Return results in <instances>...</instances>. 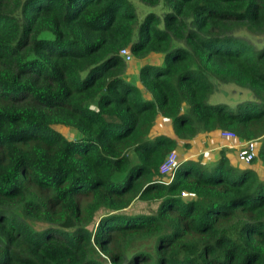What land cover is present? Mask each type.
I'll use <instances>...</instances> for the list:
<instances>
[{
	"label": "trees",
	"instance_id": "1",
	"mask_svg": "<svg viewBox=\"0 0 264 264\" xmlns=\"http://www.w3.org/2000/svg\"><path fill=\"white\" fill-rule=\"evenodd\" d=\"M136 1L0 0V264H264V145L161 173L198 134L264 142V0Z\"/></svg>",
	"mask_w": 264,
	"mask_h": 264
},
{
	"label": "crops",
	"instance_id": "2",
	"mask_svg": "<svg viewBox=\"0 0 264 264\" xmlns=\"http://www.w3.org/2000/svg\"><path fill=\"white\" fill-rule=\"evenodd\" d=\"M149 99V96H146ZM161 119V118H160ZM166 129L167 135L172 138L174 134L169 125L164 124V130ZM240 143L237 141H230L220 137V132H214L210 134H198L196 137L187 141H180L176 149L177 156L179 160H194L200 161L202 164H210L216 161L221 153H224L228 158L229 162L233 165L234 162H237V152ZM184 144H188V147H184ZM183 151L181 153V151ZM236 164V163H235ZM256 170V166L253 167ZM259 175L264 174V169L262 172L260 168L257 169ZM264 176V175H263ZM262 176V177H263Z\"/></svg>",
	"mask_w": 264,
	"mask_h": 264
},
{
	"label": "rangeland",
	"instance_id": "3",
	"mask_svg": "<svg viewBox=\"0 0 264 264\" xmlns=\"http://www.w3.org/2000/svg\"><path fill=\"white\" fill-rule=\"evenodd\" d=\"M133 1H134L135 5L137 7L138 12L148 13L149 11H151L150 8L138 3L136 0H133ZM144 61L148 62V63H151V64H155L156 62L158 63V62L161 61V56H159V55H151L149 57H146L144 59ZM138 63H140V62H137L132 57V61H130V63L127 65V69L125 71V78H126V80L128 82L137 83V85L140 86V83L138 81V69H139ZM215 89H216V93L214 95H212L208 99V102H207L210 105L225 104V105H228L232 110H235L240 103H243L245 101L253 100L252 94L248 90L240 89V88L236 87L233 84L220 85V84H218L216 82L215 83ZM61 132L68 139L72 138L73 133H71V131L63 129V130H61ZM263 143H264L263 141L256 142L257 148L258 149L261 148L262 145H264ZM258 149H257V152H258ZM182 152L183 151H181V153ZM175 153L177 154L176 151H175ZM232 166L242 169L246 165H244V164L240 163L239 161H237V162H234ZM262 176H260V178L264 179V176L263 177ZM136 210L139 211L140 208L136 207Z\"/></svg>",
	"mask_w": 264,
	"mask_h": 264
},
{
	"label": "built area",
	"instance_id": "4",
	"mask_svg": "<svg viewBox=\"0 0 264 264\" xmlns=\"http://www.w3.org/2000/svg\"><path fill=\"white\" fill-rule=\"evenodd\" d=\"M120 56H122L125 62L127 63H129L132 60V57L127 50H121ZM220 137L230 141H236L235 135L231 132L221 131ZM237 147H238L237 160L240 163L244 165H248L256 158L257 149H258L256 145V141L243 142L240 143L239 146ZM179 163L180 162L178 156L175 152L169 153L165 158L161 166V173L169 178L168 180H166L167 182L171 180L174 172L179 166Z\"/></svg>",
	"mask_w": 264,
	"mask_h": 264
}]
</instances>
